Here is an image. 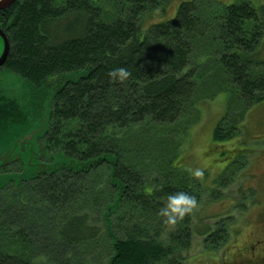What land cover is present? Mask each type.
Wrapping results in <instances>:
<instances>
[{
	"label": "trees",
	"instance_id": "obj_1",
	"mask_svg": "<svg viewBox=\"0 0 264 264\" xmlns=\"http://www.w3.org/2000/svg\"><path fill=\"white\" fill-rule=\"evenodd\" d=\"M169 1L18 0L10 9L4 66L32 87L63 82L39 142L42 169L0 186V264L184 263L195 210L168 227L158 212L177 192L199 205L205 187L181 170V149L164 143L224 91L214 138L241 134L264 100V4L185 0L174 17L148 22ZM120 67L131 76L112 82L108 73ZM26 116L0 92V130ZM229 225L201 230L204 247L226 245Z\"/></svg>",
	"mask_w": 264,
	"mask_h": 264
},
{
	"label": "rangeland",
	"instance_id": "obj_2",
	"mask_svg": "<svg viewBox=\"0 0 264 264\" xmlns=\"http://www.w3.org/2000/svg\"><path fill=\"white\" fill-rule=\"evenodd\" d=\"M182 1L170 0L165 10H158L148 22L174 17ZM219 1L230 4L235 0ZM251 1L264 4V0ZM260 57L264 59V39ZM62 82L55 77L41 87H32L18 72L0 67V92L17 98L27 112L24 121L0 130V165L8 161L0 166V186L6 181L1 176L4 167L10 172L4 176L14 175L17 181L42 169L39 142L50 126L53 91ZM227 98L224 91L200 103L199 118L181 121L169 130L171 139L164 143L166 150L181 149L178 160L183 172L191 175L189 169L204 171V198L193 213L194 237L183 264H264V100L249 110L241 134L216 140L214 130L226 113ZM18 161L23 163L20 167ZM222 177L224 183L219 182ZM221 219L230 223L227 244L219 251L204 247L206 235L200 231L208 225L215 227Z\"/></svg>",
	"mask_w": 264,
	"mask_h": 264
},
{
	"label": "clouds",
	"instance_id": "obj_3",
	"mask_svg": "<svg viewBox=\"0 0 264 264\" xmlns=\"http://www.w3.org/2000/svg\"><path fill=\"white\" fill-rule=\"evenodd\" d=\"M108 75L112 82L119 81L120 83H124L131 76V72L124 67H120L111 70ZM189 172L195 179L202 180L204 177V171L200 168L194 170L189 169ZM197 208L198 201L196 196L189 195L186 192H177L167 196L158 215L163 218L162 223L166 227L175 226L179 221H182L185 216L190 215Z\"/></svg>",
	"mask_w": 264,
	"mask_h": 264
},
{
	"label": "flooded vegetation",
	"instance_id": "obj_4",
	"mask_svg": "<svg viewBox=\"0 0 264 264\" xmlns=\"http://www.w3.org/2000/svg\"><path fill=\"white\" fill-rule=\"evenodd\" d=\"M15 3H18V0H14L9 6L3 8V9H0V28L3 31V33L6 35L8 42L10 41L9 36L13 32L12 29L10 28L12 25V22L8 18V13H9V11H11L10 9L12 8V6ZM9 45H10V42H9ZM3 48H4V39L0 35V51L1 52H2ZM1 52H0V55H1ZM4 65H5V63L3 64V66ZM0 67H2V66H0Z\"/></svg>",
	"mask_w": 264,
	"mask_h": 264
},
{
	"label": "water",
	"instance_id": "obj_5",
	"mask_svg": "<svg viewBox=\"0 0 264 264\" xmlns=\"http://www.w3.org/2000/svg\"><path fill=\"white\" fill-rule=\"evenodd\" d=\"M14 0H0V9H3L7 6H9ZM0 35L3 37L4 39V48L2 50V53L0 55V65L4 64V62L6 61V58L9 54V42L8 39L6 37V35L3 33V31L0 28ZM54 92V91H53ZM16 159H18L17 157H15ZM15 160V159H14ZM8 161H5L3 163H1V165L7 163ZM0 165V166H1ZM14 176V175H13ZM15 177V176H14ZM6 179V177H4Z\"/></svg>",
	"mask_w": 264,
	"mask_h": 264
}]
</instances>
